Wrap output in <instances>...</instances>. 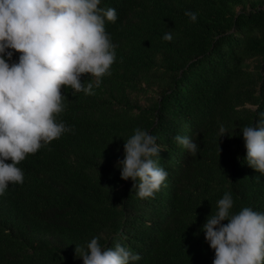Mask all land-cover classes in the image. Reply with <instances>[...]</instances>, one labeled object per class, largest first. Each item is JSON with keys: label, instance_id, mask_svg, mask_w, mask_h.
I'll list each match as a JSON object with an SVG mask.
<instances>
[{"label": "trees", "instance_id": "trees-1", "mask_svg": "<svg viewBox=\"0 0 264 264\" xmlns=\"http://www.w3.org/2000/svg\"><path fill=\"white\" fill-rule=\"evenodd\" d=\"M108 6L118 14L106 21L116 61L99 86L81 75L94 94L62 87L58 119L72 130L28 154L24 182L0 195V264H83L94 236L139 253L133 264H213L202 225L223 193L233 212H264V173L248 165L242 136L264 112V0H102ZM137 127L157 136L168 172L147 198L118 166ZM178 134L197 139L198 153Z\"/></svg>", "mask_w": 264, "mask_h": 264}, {"label": "clouds", "instance_id": "clouds-1", "mask_svg": "<svg viewBox=\"0 0 264 264\" xmlns=\"http://www.w3.org/2000/svg\"><path fill=\"white\" fill-rule=\"evenodd\" d=\"M102 0H0V195L10 184H22L19 163L44 144L72 130L58 115L65 110L62 87L94 94L91 79L110 74L116 61V47L106 30V21L118 19L114 7H100ZM195 22L198 13L186 10ZM163 39L171 41V31ZM14 52L18 58L12 60ZM260 120L242 129L246 160L264 173V112ZM221 135L228 134L225 126ZM198 133L196 134V136ZM175 141L193 155L200 148L197 139L176 135ZM119 160L122 179L131 178L142 198L154 196L168 177L159 165L157 136L137 127L124 143ZM10 161V162H9ZM260 179V177H257ZM202 230L214 249L213 264H264V212L244 207L233 212L231 191L217 201ZM227 221V223H222ZM83 264H133L141 255L116 242L107 247L94 236L82 254Z\"/></svg>", "mask_w": 264, "mask_h": 264}, {"label": "bare ground", "instance_id": "bare-ground-1", "mask_svg": "<svg viewBox=\"0 0 264 264\" xmlns=\"http://www.w3.org/2000/svg\"><path fill=\"white\" fill-rule=\"evenodd\" d=\"M146 6V5H145ZM146 42H147V40H146ZM153 42H155V41H153Z\"/></svg>", "mask_w": 264, "mask_h": 264}]
</instances>
